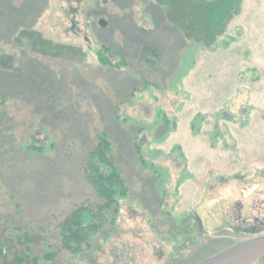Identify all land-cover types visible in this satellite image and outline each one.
Returning <instances> with one entry per match:
<instances>
[{
  "label": "rangeland",
  "instance_id": "rangeland-1",
  "mask_svg": "<svg viewBox=\"0 0 264 264\" xmlns=\"http://www.w3.org/2000/svg\"><path fill=\"white\" fill-rule=\"evenodd\" d=\"M90 1L0 0V241L21 226L57 240L100 202L85 167L101 132L130 196L94 251L41 264H179L264 234V0ZM98 43L129 69L101 66Z\"/></svg>",
  "mask_w": 264,
  "mask_h": 264
},
{
  "label": "trees",
  "instance_id": "trees-1",
  "mask_svg": "<svg viewBox=\"0 0 264 264\" xmlns=\"http://www.w3.org/2000/svg\"><path fill=\"white\" fill-rule=\"evenodd\" d=\"M74 1L81 2L82 0ZM88 1L87 7L92 4V1ZM72 12L76 11L72 10ZM227 39L216 42L210 50L215 52L219 48L229 49L237 41L236 38L231 36H227ZM89 48L92 47L89 46ZM92 50L101 66L118 70L129 69L127 61L124 58L120 59L112 45L107 46L98 43L96 48ZM144 56L147 63L154 64L153 56L158 58L159 52L156 49L146 48ZM249 71L252 72L253 76L257 75V69H250ZM200 116L198 115L191 125V130L196 136L199 135L196 121ZM167 125L168 129L173 130L177 126V120L168 121ZM140 131H143V129ZM137 140L138 137L135 138L134 142L135 154L141 164L148 167L147 159L142 152V146ZM213 140L214 138L211 137L212 146ZM54 146L55 143L49 145H24L23 147L27 151L47 156L51 154ZM182 157L186 158L184 153H182ZM88 159L89 161L85 167L87 180L100 202L76 207L59 226V240L51 241V238L38 237V231L43 229V227L35 230H29L22 226L15 228V234L8 238L9 242L3 243L0 241L1 264H41L55 261L62 253L80 254L94 251L98 247L94 246V244L98 242L102 229L106 225L116 222L121 210V203L129 198L130 189L124 173L116 163L117 154L107 132L97 134L94 148ZM153 168L162 178L163 174L159 168L154 165ZM109 237L110 235L105 240ZM13 242L19 243L20 246H12ZM37 242L40 243V246L36 244ZM42 246H47V248L46 251L40 253L38 249ZM10 255H12V258H9Z\"/></svg>",
  "mask_w": 264,
  "mask_h": 264
},
{
  "label": "crops",
  "instance_id": "crops-1",
  "mask_svg": "<svg viewBox=\"0 0 264 264\" xmlns=\"http://www.w3.org/2000/svg\"><path fill=\"white\" fill-rule=\"evenodd\" d=\"M258 236L236 239L238 240L236 243L224 246L223 250L210 255L200 256L197 251L190 250L184 259L178 258L179 261L183 260L179 264H264V234Z\"/></svg>",
  "mask_w": 264,
  "mask_h": 264
},
{
  "label": "water",
  "instance_id": "water-1",
  "mask_svg": "<svg viewBox=\"0 0 264 264\" xmlns=\"http://www.w3.org/2000/svg\"><path fill=\"white\" fill-rule=\"evenodd\" d=\"M102 25H103L104 27L106 26V24H105V23H103Z\"/></svg>",
  "mask_w": 264,
  "mask_h": 264
}]
</instances>
